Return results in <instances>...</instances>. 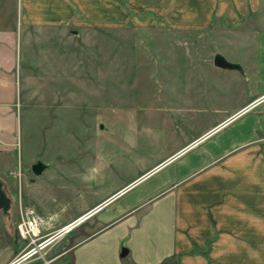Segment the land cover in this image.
Returning a JSON list of instances; mask_svg holds the SVG:
<instances>
[{
  "label": "rangeland",
  "instance_id": "1",
  "mask_svg": "<svg viewBox=\"0 0 264 264\" xmlns=\"http://www.w3.org/2000/svg\"><path fill=\"white\" fill-rule=\"evenodd\" d=\"M23 15L22 0H0V64L9 66L7 74L0 70V180L12 200L9 211L0 209V264L30 247L17 232L21 206H32L27 198L38 213L55 214L59 228L142 174L178 140L233 112L254 82L241 70L215 66L214 55L244 60L264 39V5L235 24L205 30L132 24L78 36L70 28L66 39L27 31ZM36 162L44 164L39 175ZM152 176L77 230L136 195ZM73 232L20 264H71L72 251L62 253Z\"/></svg>",
  "mask_w": 264,
  "mask_h": 264
},
{
  "label": "crops",
  "instance_id": "2",
  "mask_svg": "<svg viewBox=\"0 0 264 264\" xmlns=\"http://www.w3.org/2000/svg\"><path fill=\"white\" fill-rule=\"evenodd\" d=\"M263 5L264 0H22L27 31L43 29L48 38L63 39L70 28L79 36L84 29L120 31L132 24L205 30L217 22L235 24ZM256 49L250 58L233 60L254 82L233 112L178 140L142 174L63 223L93 212L83 225L153 175L136 195L74 229L62 253L72 251L71 264H164L170 258L176 259L171 264H264V39ZM0 70L7 74L8 64ZM125 244L128 254L122 256Z\"/></svg>",
  "mask_w": 264,
  "mask_h": 264
},
{
  "label": "built area",
  "instance_id": "3",
  "mask_svg": "<svg viewBox=\"0 0 264 264\" xmlns=\"http://www.w3.org/2000/svg\"><path fill=\"white\" fill-rule=\"evenodd\" d=\"M84 217L85 215L58 228L55 214L45 216L38 213L34 206H21L17 232L23 240L28 241L30 247L24 250L12 263L20 264L29 259L37 253L39 248L48 246L58 237L74 230L84 221Z\"/></svg>",
  "mask_w": 264,
  "mask_h": 264
},
{
  "label": "water",
  "instance_id": "4",
  "mask_svg": "<svg viewBox=\"0 0 264 264\" xmlns=\"http://www.w3.org/2000/svg\"><path fill=\"white\" fill-rule=\"evenodd\" d=\"M213 63L215 66L220 67V68L242 70V65L240 63L228 60L221 53H216L214 55ZM32 168H33L34 173L39 175L44 170V164L42 162H36ZM11 202H12L11 198L7 195V193L4 189V183L0 180V209L4 210L5 212L9 211L11 208ZM96 210H97V208H95L94 211H96ZM92 213L93 212L86 214L84 218L91 215ZM127 254H128V250L126 248H124L122 250L121 255L126 256ZM10 264H14V263H10Z\"/></svg>",
  "mask_w": 264,
  "mask_h": 264
},
{
  "label": "trees",
  "instance_id": "5",
  "mask_svg": "<svg viewBox=\"0 0 264 264\" xmlns=\"http://www.w3.org/2000/svg\"><path fill=\"white\" fill-rule=\"evenodd\" d=\"M169 260H171V258H170V259H168V261H169ZM175 260H176V259H172V261H175Z\"/></svg>",
  "mask_w": 264,
  "mask_h": 264
}]
</instances>
